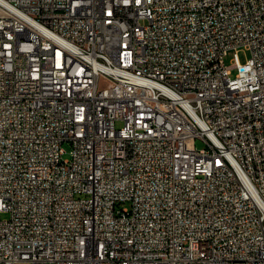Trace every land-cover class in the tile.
<instances>
[{
    "label": "built area",
    "instance_id": "obj_1",
    "mask_svg": "<svg viewBox=\"0 0 264 264\" xmlns=\"http://www.w3.org/2000/svg\"><path fill=\"white\" fill-rule=\"evenodd\" d=\"M0 264H264V0H0Z\"/></svg>",
    "mask_w": 264,
    "mask_h": 264
},
{
    "label": "rangeland",
    "instance_id": "obj_2",
    "mask_svg": "<svg viewBox=\"0 0 264 264\" xmlns=\"http://www.w3.org/2000/svg\"><path fill=\"white\" fill-rule=\"evenodd\" d=\"M248 55H249V52L248 51H246V50H242V51H240L239 52V57H240V60L242 61V62H245L246 61V58L248 57ZM232 57H233V54H230L229 56H227L226 57V62L227 63H229L230 61H231V59H232ZM236 71L234 70V73H235ZM104 84V81H102V85ZM120 125V123H118V126ZM197 145L198 146H201L202 145V143H201V141L200 140H197ZM64 147L66 148V153L63 155V157L64 158H68V157H70V149H71V145L69 144V143H65V145H64ZM123 204H119L118 206H122ZM1 216L3 217V218H7L8 216H9V214L8 213H6V212H3V213H1Z\"/></svg>",
    "mask_w": 264,
    "mask_h": 264
}]
</instances>
